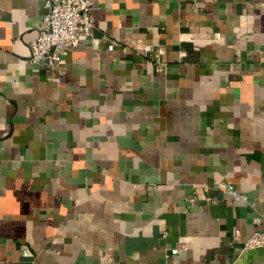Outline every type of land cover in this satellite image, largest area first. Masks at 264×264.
I'll return each instance as SVG.
<instances>
[{
  "label": "crops",
  "instance_id": "obj_1",
  "mask_svg": "<svg viewBox=\"0 0 264 264\" xmlns=\"http://www.w3.org/2000/svg\"><path fill=\"white\" fill-rule=\"evenodd\" d=\"M90 1L0 0V264H264V0Z\"/></svg>",
  "mask_w": 264,
  "mask_h": 264
},
{
  "label": "built area",
  "instance_id": "obj_2",
  "mask_svg": "<svg viewBox=\"0 0 264 264\" xmlns=\"http://www.w3.org/2000/svg\"><path fill=\"white\" fill-rule=\"evenodd\" d=\"M92 8L90 0H45L42 27L30 43L31 62H44L49 72L62 66L68 52L77 47L82 38L91 36ZM235 233L238 234V230ZM257 248H264V232L252 234L242 244V251ZM177 252V248L170 250L171 255Z\"/></svg>",
  "mask_w": 264,
  "mask_h": 264
}]
</instances>
